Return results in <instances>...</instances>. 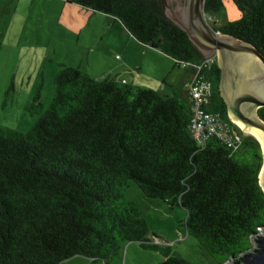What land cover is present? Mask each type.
I'll return each mask as SVG.
<instances>
[{"label":"trees","instance_id":"16d2710c","mask_svg":"<svg viewBox=\"0 0 264 264\" xmlns=\"http://www.w3.org/2000/svg\"><path fill=\"white\" fill-rule=\"evenodd\" d=\"M69 1L119 20L138 42L172 57L185 79L162 95L62 64L30 128L0 123V264L106 259L128 241L159 251L157 264H188L159 236L149 238L139 205L123 198L130 180L146 196L183 207L187 234L214 264L250 247L264 226L262 151L228 114L216 55L204 56L168 17L166 0ZM233 2L239 17L213 28L264 56V0ZM221 7L204 0L205 17ZM37 98L32 108L41 107ZM204 113L222 129L196 132L193 119ZM258 114L264 120V106Z\"/></svg>","mask_w":264,"mask_h":264},{"label":"rangeland","instance_id":"374dc122","mask_svg":"<svg viewBox=\"0 0 264 264\" xmlns=\"http://www.w3.org/2000/svg\"><path fill=\"white\" fill-rule=\"evenodd\" d=\"M179 1L166 0L165 11L171 15ZM239 15L233 0H222V7L208 26L221 33L213 26ZM107 19L108 15L69 0H0V123L20 131L30 128L40 109L48 107L53 80L62 64L101 74L106 65L119 61L120 54H110L100 40ZM151 68L143 64L142 70L149 73ZM177 70L184 71L181 67ZM37 95L41 107L32 108ZM123 194L125 201L139 205L149 238L155 240L152 233L156 234L188 264H214L198 241L187 234L183 207L146 196L133 180ZM162 258L159 251L128 241L106 259L73 255L58 264H157Z\"/></svg>","mask_w":264,"mask_h":264},{"label":"water","instance_id":"95a60500","mask_svg":"<svg viewBox=\"0 0 264 264\" xmlns=\"http://www.w3.org/2000/svg\"><path fill=\"white\" fill-rule=\"evenodd\" d=\"M166 14L187 33L204 56L216 55L220 69L219 90L231 120L255 126L264 134V120L258 114V108L264 106V93L260 94L256 89L261 85L264 91V69L259 75H248L253 83L251 86L239 85L242 78L240 70L248 56L258 57L264 68V56L260 51L254 45L234 36L215 33L206 22L204 0L179 1V7L171 15ZM249 105H255L254 114L248 111ZM259 144L263 159L259 182L264 190V139ZM251 240L250 247L232 256L224 264H264V226L252 235Z\"/></svg>","mask_w":264,"mask_h":264},{"label":"crops","instance_id":"0c3cea01","mask_svg":"<svg viewBox=\"0 0 264 264\" xmlns=\"http://www.w3.org/2000/svg\"><path fill=\"white\" fill-rule=\"evenodd\" d=\"M106 23L100 37L101 43L110 54L118 52L120 58L119 61L106 65L101 74L84 67L90 75L97 78L115 76L155 89L162 95H170L173 87L180 85L185 79L184 71L177 70L178 66L172 57L138 42L117 19L109 16ZM143 64L151 65L149 73L142 70Z\"/></svg>","mask_w":264,"mask_h":264},{"label":"bare ground","instance_id":"6f19581e","mask_svg":"<svg viewBox=\"0 0 264 264\" xmlns=\"http://www.w3.org/2000/svg\"><path fill=\"white\" fill-rule=\"evenodd\" d=\"M263 69L264 68L262 66V63L258 57L253 55L248 56V59L244 61L240 70L242 78H241V82L239 81V85L251 86V84L253 83H251V79L250 80L248 79L249 78L248 75L249 74L259 75V73L263 72ZM256 89L260 94L264 93V91L261 89V85ZM247 108L250 113L254 114L255 105H249ZM236 122L243 129L244 132L255 136L259 140V142H261L264 139V134L259 128L251 125H246L238 120H236Z\"/></svg>","mask_w":264,"mask_h":264},{"label":"built area","instance_id":"2783aa9c","mask_svg":"<svg viewBox=\"0 0 264 264\" xmlns=\"http://www.w3.org/2000/svg\"><path fill=\"white\" fill-rule=\"evenodd\" d=\"M207 24L209 25L208 21L211 20L212 18L205 17ZM213 24H210L212 26ZM214 55V54H213ZM195 90V88H194ZM198 91H195V95H197ZM199 117L193 119V125L196 129V132L200 130L203 126H209L210 131H214L216 129H222L223 125L220 123H217L215 118L213 117L212 114L210 113H204L203 116L198 115Z\"/></svg>","mask_w":264,"mask_h":264}]
</instances>
